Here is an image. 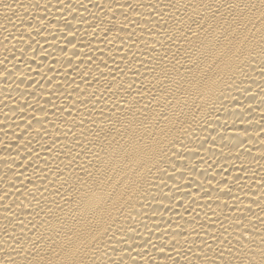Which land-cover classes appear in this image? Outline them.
Masks as SVG:
<instances>
[{"label":"bare ground","instance_id":"6f19581e","mask_svg":"<svg viewBox=\"0 0 264 264\" xmlns=\"http://www.w3.org/2000/svg\"><path fill=\"white\" fill-rule=\"evenodd\" d=\"M0 264H264V0H0Z\"/></svg>","mask_w":264,"mask_h":264}]
</instances>
